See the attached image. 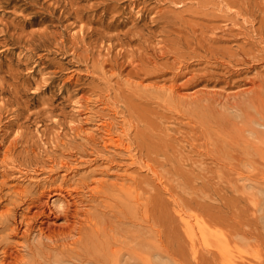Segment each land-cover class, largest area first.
I'll return each instance as SVG.
<instances>
[{
    "label": "rangeland",
    "instance_id": "374dc122",
    "mask_svg": "<svg viewBox=\"0 0 264 264\" xmlns=\"http://www.w3.org/2000/svg\"><path fill=\"white\" fill-rule=\"evenodd\" d=\"M0 261L264 264V0H0Z\"/></svg>",
    "mask_w": 264,
    "mask_h": 264
},
{
    "label": "bare ground",
    "instance_id": "6f19581e",
    "mask_svg": "<svg viewBox=\"0 0 264 264\" xmlns=\"http://www.w3.org/2000/svg\"><path fill=\"white\" fill-rule=\"evenodd\" d=\"M221 1V0H220ZM212 4V3H211ZM14 8V7H13ZM227 8V7H226ZM225 10V9H224ZM222 12V11H221ZM229 12V11H228ZM227 14V13H226ZM209 15V14H208ZM223 15V14H222ZM28 23V22H27ZM26 23V24H27ZM2 24V23H1ZM6 24V23H5ZM22 24H24V23H22ZM17 26H19V25H17ZM29 26V25H28ZM27 26V27H28ZM207 27V26H206ZM6 28H7V26H6ZM3 29V28H2ZM16 30V29H15ZM24 30H25V28H24ZM1 31H3V30H1ZM4 33V32H3ZM17 86V85H16ZM4 88H2V90H3ZM6 90V89H5ZM81 107V104L80 103H78L77 104V107H76V110L77 111H79L80 108ZM108 124V123H107ZM104 126H105V124H104ZM106 130H108V133H106L107 135V139L109 140V143L111 144V145H113V146H115V147H117V146H123V144H122V142H123V140L124 139H122V135L121 134H116V136L115 135H113L112 133H110L109 131H110V129L108 128V129H106ZM106 132V131H105ZM39 136H41V135H39ZM128 150V149H127ZM63 177V176H62ZM63 179V178H62ZM65 179V178H64ZM63 182V181H62ZM62 182L58 185V189H57V192H56V194H58V196H59V198H58V196L56 197L57 198V200L59 199V203H64V199H66V195H64L63 194V187H62ZM65 182V181H64ZM71 193V192H70ZM54 200H56L55 198L52 200V202H54ZM56 202V201H55ZM54 204V203H53ZM56 205H57V203H56ZM60 208L62 207L61 205H58ZM182 211V210H181ZM177 213H178V216H179V218H180V220H181V222L183 223V226L185 227V229H186V231H188V233L190 234V236L189 237H191L192 238V240H194V237L197 235V231L201 234V235H203V231L201 230V226L199 227V225H197V222L196 223H192L191 222V220L188 218V216L187 217H184L183 216V212L181 213V212H179V210H177ZM195 224V225H194ZM195 228H197V230L195 229ZM204 233H206V232H204ZM62 234H63V232H62ZM60 235V234H59ZM67 235H68V233H67ZM207 235V234H206ZM68 236H70V235H68ZM208 236V235H207ZM206 236V237H207ZM62 237V236H61ZM201 237H203V236H201ZM65 238V237H64ZM190 238V239H191ZM46 239V238H45ZM48 239H50V238H48ZM204 239V238H203ZM46 241V240H45ZM204 243H206V240L204 239ZM208 244V243H207ZM222 245V246H221ZM205 246V245H204ZM220 246H221V249H220V251L222 250V252L223 253H225V254H227L228 252H227V248H226V245H224V244H220ZM226 259H229V258H226ZM3 260V259H2ZM233 260V259H232ZM228 261L229 260H227L226 262L228 263ZM230 262H231V259H230ZM229 262V263H230ZM232 263V262H231ZM0 264H3V262L2 261H0ZM146 264V263H145Z\"/></svg>",
    "mask_w": 264,
    "mask_h": 264
}]
</instances>
